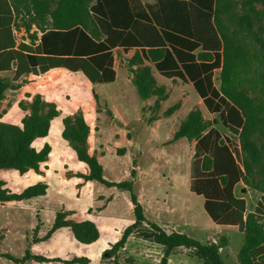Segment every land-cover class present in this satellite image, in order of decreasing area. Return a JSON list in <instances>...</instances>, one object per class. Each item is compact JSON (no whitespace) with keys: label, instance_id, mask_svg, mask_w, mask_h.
<instances>
[{"label":"trees","instance_id":"16d2710c","mask_svg":"<svg viewBox=\"0 0 264 264\" xmlns=\"http://www.w3.org/2000/svg\"><path fill=\"white\" fill-rule=\"evenodd\" d=\"M254 1L262 4L261 10L253 0L243 2L242 8H251L247 12L238 10V0H0V101L9 88L17 87L21 77L51 69L81 72L92 84L112 83L116 79L115 50L120 54L133 51L126 64L142 101L163 92L154 70L173 81L191 84L228 132L214 127L198 109L182 121L174 139L196 141L191 191L204 198L205 212L216 225L233 226L244 234L238 264H264V28H254V18L264 17V0ZM21 14L29 16L27 41L15 35ZM33 25L40 35L38 30L31 32ZM218 69L219 88L214 84ZM6 72L12 76L5 77ZM160 99L153 109L159 108ZM29 107L21 124L0 122V169L39 173L50 158L51 145L45 142L37 147L35 142L49 135L60 111L39 93ZM174 107L165 113L170 114ZM62 123V137L88 166L83 177L126 191L134 204L135 221L105 255L114 257L138 229L139 237L164 246L157 264H168L178 247L191 249L205 264H226L220 252L226 237L218 243H204L183 232L169 233L147 221L132 180L110 182L104 177L102 163L90 150L91 126L83 112L66 115ZM231 136L238 138L241 160ZM240 182L261 193L252 210L247 209L246 198L235 193ZM47 188L39 181L13 192L0 180V201L38 197ZM68 214H56L45 239L60 228H69L80 243L99 238L93 221H74ZM26 256L47 260L40 255ZM82 258L71 261H89Z\"/></svg>","mask_w":264,"mask_h":264},{"label":"rangeland","instance_id":"374dc122","mask_svg":"<svg viewBox=\"0 0 264 264\" xmlns=\"http://www.w3.org/2000/svg\"><path fill=\"white\" fill-rule=\"evenodd\" d=\"M238 1L240 4L238 10L242 12L251 10L248 5L245 6L246 10L242 8L243 2L248 0ZM253 2L256 9H262V4L254 0ZM28 23L29 16L26 14H21L17 18L14 28L18 40L29 39ZM261 27L264 28V17L254 18V28L261 30ZM117 60H120V63H117L120 66L116 68L117 76L112 83L92 84L81 72L69 71H57L42 77L27 75L20 78L16 82L17 87L9 88L0 101V122L21 124L22 118L30 111L29 106L33 96L38 93L45 100L55 103L60 112L80 111L86 114L91 125V140L99 129L97 120H100L106 130L104 135L106 141L101 147L102 152L106 153L102 164L107 179L119 182L132 180L136 174L134 167L139 165L149 170L154 167L155 171L152 170L147 177L151 185L159 181L162 186L166 185L169 189L173 187V191L170 192L174 195H169L177 211L169 215L164 211L161 212V215L166 216L171 223L179 225L171 227L170 231L186 233L204 243H218L224 236L227 238V244L220 248L223 259L226 264H238V253L244 243V234L233 226L216 225L207 215L204 198L191 191L192 161L196 141L188 138L174 139L182 121L192 110L197 109L201 110L204 118L214 127L228 134L219 115L206 109L191 84L181 80H170L155 70L157 84L163 88V92H156L148 100L142 101L135 85L128 77L127 69L123 66V58L117 56ZM3 75L10 78L12 72ZM214 84L219 88V69L214 72ZM158 98H161L160 106L155 110L152 106ZM92 104L98 108L100 119L92 117L93 110L89 109ZM171 107L175 109L170 114H166V110ZM59 128L63 129V124L60 125L55 121L52 133L59 136ZM127 140L132 142L131 145ZM231 140L239 150L238 138L231 136ZM42 141V139L37 140L35 145L40 147ZM68 150L69 165L66 166H72L71 161H75L76 157H73L70 148ZM236 156L241 160L240 150ZM35 177L34 172L21 174L14 169H0V180L4 182V187L14 192L22 191L35 180ZM95 184L98 191L105 192L107 196L112 194L113 200L119 203V209L122 210V196L126 191L108 187L98 181H95ZM235 193L246 198L248 210L254 208L261 195L259 191L243 182L236 186ZM167 205L173 206L171 203ZM38 212L25 201H0V264H86L87 262L83 260L71 261L81 258L77 255L81 243L75 239L70 229L60 228L45 239L52 227L53 218L52 215H41ZM122 212L124 213V210ZM147 217L152 219L151 214H147ZM124 230L125 228L122 231ZM133 234L139 237L138 229ZM114 244L111 243L108 249ZM131 252L116 253L114 257L103 253L94 257L93 264H115V262L152 264L145 258H153L156 262L155 257L151 256L158 255L151 249H144L139 253ZM27 253L44 256L47 260L37 261L32 258L33 256H26ZM169 264L205 263L196 257L191 249L178 247L170 254Z\"/></svg>","mask_w":264,"mask_h":264},{"label":"crops","instance_id":"0c3cea01","mask_svg":"<svg viewBox=\"0 0 264 264\" xmlns=\"http://www.w3.org/2000/svg\"><path fill=\"white\" fill-rule=\"evenodd\" d=\"M141 1L144 3H153L155 0H141ZM26 16L28 15L26 14ZM35 30H38V28L36 27V25H33L31 32ZM38 32L40 35L41 32L39 30ZM114 54H115V62H114L115 70L117 67L120 66L117 64L118 62L120 63V60L119 61L117 60V56H121L124 62L123 66L125 67V69H127L129 73L128 77L131 79V73L127 68L126 62H127V58L132 56L133 51L120 54L118 53L117 50H115ZM57 71H67V70L62 68L51 69L50 71L43 74H39V75L30 74V75H34L35 77H42L45 75L48 76ZM116 76H117V72H116ZM89 109L93 110V114H92L93 118L100 119V112L95 105L92 104ZM73 113H74L73 111L65 112L62 110V112H60L59 115L53 120L49 135L45 138H42L43 141L41 146L45 142H47L51 145L52 150L50 153L49 160L41 165L40 172L37 173L34 170H29L28 172L23 173V174H30L34 172L36 175L35 180L29 185L25 186V188L39 181H42L48 185L46 194L30 199L19 200V201H25L29 203V205L31 204V206H33V209L39 211L38 213H40L41 215H52L53 222L58 212H68L69 214L67 218L73 219L74 221H84V220L93 221L99 229V238L95 242L90 244L81 243L82 246L80 245V249H79L80 252L77 254L79 257L87 258L89 260L87 264H93L94 257L96 258L99 255L103 254L111 245V243H115L116 241H118L122 236L123 233L122 230L135 221L134 204L131 201L129 194L127 192L123 193L122 196L123 203H121L123 208H125V209L122 208V210H124L123 213L122 210L119 209V203L113 200L112 194L107 196L105 192L101 190L98 191L96 188L95 180H87L83 177L84 174H87L89 172L88 166L85 163L79 161L75 156L74 150L70 146H68L69 145L68 142L62 137V128H59V132H58L59 136L52 133L53 123L55 121H58V123L62 125L63 118L66 115H70ZM84 115L86 117V114ZM97 125L99 129L96 132L95 137L93 138V140H91L90 139L91 134H90L88 141L91 152L95 153L98 156L100 162L103 163L102 159L106 156V153L102 152L103 148L101 147V145L105 144L104 142L106 141V138L104 135L106 134V130L104 129L100 120H97ZM127 141L128 144L131 145L132 142L129 140ZM68 148H70L72 155H74L73 157H76L75 161L74 160L71 161L73 163L72 166H66L69 155ZM134 169L136 171L135 172L136 174L135 177L132 178L133 188L137 195L138 202L144 208L147 221L158 224L165 231L170 233L171 232L170 230H172L171 227H174L175 225L177 226L179 225L178 223H171V221L166 216L163 217L161 215V212L164 211L166 215H169L170 213L177 211V209L174 206V202L171 201L172 197L169 195V194L174 195V193H171L173 191V187L169 189V187H167L166 185L163 186L160 185L159 181L157 184L151 185V182L147 180V177L149 176V173L152 170H154V167L151 170H149V169H144L138 165L137 167H134ZM104 177L107 179L105 175V168H104ZM107 180L110 182H119L117 180H111V179H107ZM137 184H139L138 187ZM113 188H117V187L113 186ZM161 200L163 201L161 202ZM167 203H171L173 204V206H169L167 205ZM91 208L93 209L89 211ZM147 214H151L152 219L148 218ZM144 249L147 250L151 249L158 253V255L152 254L151 256V257H155L156 262H154L153 258L152 259L145 258L147 262L151 261L152 264H157L158 262H160L165 251L163 245L142 239L134 234H131L127 238L124 247H122L121 250H119L117 253L118 254L124 253V251L126 252L132 251L135 253H139L141 251L143 252ZM63 259L66 258L63 257ZM169 262H170V257L168 264Z\"/></svg>","mask_w":264,"mask_h":264}]
</instances>
